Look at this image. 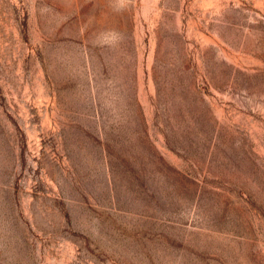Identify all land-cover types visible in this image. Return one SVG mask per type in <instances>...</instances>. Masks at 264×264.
I'll return each mask as SVG.
<instances>
[{
    "label": "rangeland",
    "instance_id": "1",
    "mask_svg": "<svg viewBox=\"0 0 264 264\" xmlns=\"http://www.w3.org/2000/svg\"><path fill=\"white\" fill-rule=\"evenodd\" d=\"M0 264H264V0H0Z\"/></svg>",
    "mask_w": 264,
    "mask_h": 264
}]
</instances>
